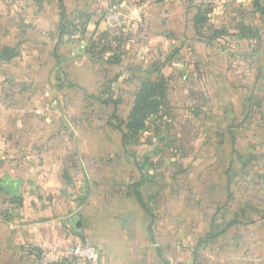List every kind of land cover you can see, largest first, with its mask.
Masks as SVG:
<instances>
[{
	"label": "crops",
	"instance_id": "obj_1",
	"mask_svg": "<svg viewBox=\"0 0 264 264\" xmlns=\"http://www.w3.org/2000/svg\"><path fill=\"white\" fill-rule=\"evenodd\" d=\"M158 1L178 9V25L155 13L157 0H0V84L18 102H0V177L20 182L19 197L0 190V264L55 263L78 241L99 248L104 264H171L167 250L180 243L191 246V264L198 253V264H264V0L239 4L238 31L211 21L226 0L209 14L201 10L206 0ZM147 16L162 23L150 28L155 38L181 42L184 31L194 54L195 121L205 136L196 129L198 152L182 170L177 161L164 168L159 140H140L137 157L125 155L120 132L87 109L84 92L98 95L109 69L119 77L107 89L122 115L130 112L133 103L124 113L125 92L113 88L124 73L120 52L119 65L98 69L87 45L117 22L128 32ZM63 19L72 26L61 37ZM200 32L225 40L209 43ZM6 49L16 54L9 61ZM14 64H25L27 74L11 79ZM63 69L67 78L59 79ZM139 77L130 83L133 101ZM142 172L150 182L135 191ZM213 229L218 237L196 251Z\"/></svg>",
	"mask_w": 264,
	"mask_h": 264
},
{
	"label": "rangeland",
	"instance_id": "obj_2",
	"mask_svg": "<svg viewBox=\"0 0 264 264\" xmlns=\"http://www.w3.org/2000/svg\"><path fill=\"white\" fill-rule=\"evenodd\" d=\"M244 1L248 0H226V4L229 2L228 6L220 9L221 14L216 18L212 17L211 21L214 23L219 22L218 24L216 23L218 26L227 23L231 24L234 29L238 28L237 30H232L238 31L242 24V16H240L242 11L241 5L239 4H242ZM157 2L159 3H153L151 5L152 8H155V13H159V15L160 13L167 16L169 15V19L172 23L178 25V22L176 21L178 17V9H173L170 4H161L162 2L158 0ZM219 3H223V1L220 0L218 3L214 4L209 0H206L204 2V8L201 10L209 14L214 11V5L218 7ZM110 7L111 8L107 6L108 9H114L113 4ZM228 11H231L233 17L232 21L229 20L231 19L230 16L225 19V13H228ZM182 12L183 9L181 8V13ZM236 12H238V14ZM150 20L151 19L147 16L145 19L142 18L134 21L133 25H135V29L133 30V26L131 25L132 28L128 32L124 31L125 28H128V25L122 21L119 23L117 22L115 26L108 27L107 33H105L104 36L101 35L95 39V41L92 40L93 38H90L91 40L88 42L87 46L88 50L91 51L92 46L106 41L109 44L105 50L107 58L114 56L116 51L120 52L123 59L122 68L124 69V73L122 78L113 86V88H115L117 95L119 94L120 89H123L125 92L124 97L127 99V105L121 107L124 113L127 112V109L130 107L129 103H132L133 101L131 92L134 90L135 86L130 83L135 80L134 78L136 76H145L146 72L150 71L151 68L156 67L160 69L158 73L151 76L156 81L165 83L166 100L158 109V114L151 119L152 121H150L148 130L142 132L137 139L147 142L150 141V139H154L163 142L161 148L158 149V154L164 153V168L168 167L171 162L173 163L174 161H177L181 163L179 168L182 170L185 165L191 162L198 152V148L195 147V142L191 143L194 139L196 129H200L201 127V138H204L205 136V131L202 126L203 123L195 121L197 104L200 102L197 97L195 104L193 102L194 94L197 93L194 88V77L192 76L190 78L192 63L194 62V54L191 47H187L190 42L186 37H183L184 31H181V42L178 40L167 41L165 39L155 38V34H153L150 28L153 25L161 29L162 23L157 19H155V21ZM182 27L183 29L185 28L184 21H181V28ZM95 29H97V27ZM218 37L219 39L225 40L221 35ZM230 40H233V38H230ZM184 63L186 64L184 65L185 67L183 66ZM14 69L15 72L12 71V68L9 69L11 79L16 78L15 75L17 72H26V65L14 64ZM25 74H27V72ZM185 75L189 76L188 83L184 79ZM191 252V246H186L181 243L167 250L171 264H191L193 260ZM71 256L72 255H70L68 251L65 256H60L62 258H56L55 260L57 262L55 263L82 264L80 260H76ZM43 263L55 264L53 261L49 260H46Z\"/></svg>",
	"mask_w": 264,
	"mask_h": 264
},
{
	"label": "trees",
	"instance_id": "obj_3",
	"mask_svg": "<svg viewBox=\"0 0 264 264\" xmlns=\"http://www.w3.org/2000/svg\"><path fill=\"white\" fill-rule=\"evenodd\" d=\"M64 18V16H62ZM196 26L198 30L203 29V24L206 22V16L205 13L199 12L196 19ZM201 25V26H200ZM72 26V23L66 22L64 19L61 22V24L58 27L59 33L61 34V37H63L70 27ZM200 28V29H199ZM28 28H26V31ZM201 38L207 40L209 43L214 41L216 39V35H219L218 32L215 33V35L212 32H206L205 35L202 34V32L199 33ZM104 46H101L100 44H96L92 46L91 51L89 53V59L98 67V69H101L102 66H114L119 65L118 58L111 57L109 59H105L104 57ZM54 56L57 60L60 59L57 53H54ZM159 68H151L150 71L146 72L145 76L139 77V86L136 90L134 96V101L132 102L133 105L130 109V112L128 115L124 116L121 113L120 110V100L114 99L113 95L111 94L110 88L114 80H116L119 77L118 73H112L109 74L110 70L105 69L103 72L105 73L103 80H101V91L98 95L90 93L85 91V97L87 102V109L90 111H93L98 114H101L105 120V127L106 128H113L116 131H119L121 134V141L123 143V149L124 153L127 156L133 155V157H137V155H134V150L136 147L139 146V135L142 132H145L148 130L151 119L158 114L159 108L164 104L166 100V86L164 82L155 81L152 79L153 74L159 72ZM100 71V70H99ZM62 76H59V79L61 77L67 78V74L65 70H62ZM72 84L69 83V86ZM108 86H110L109 89ZM8 85L6 84H0V102L3 103V105L7 107H11L13 105H17L18 102L15 100H10V94L8 93ZM11 103L13 105H11ZM108 107H111L112 111L110 114L107 112ZM87 116H85L84 122L87 121V124L93 125L94 120L90 118L87 119ZM106 118V119H105ZM205 121L208 122V116H204ZM137 135V136H136ZM143 160L139 165V168L145 167L147 164V153L143 154ZM136 160V159H135ZM136 162H138L136 160ZM149 180H147V174L146 172H142V178L141 180L134 184L132 188L137 191V189L140 190L145 184H149ZM138 193V192H137ZM139 200H141L139 196ZM224 217V216H223ZM216 230H210V232L205 235V239L201 241L198 244V248L196 251H199V248L201 246H208L210 242L218 237ZM219 233V232H218ZM157 251V249H156ZM160 251V250H159ZM195 251V252H196ZM103 255V254H102ZM200 254L198 253L197 258L195 260L194 264H198V256Z\"/></svg>",
	"mask_w": 264,
	"mask_h": 264
},
{
	"label": "built area",
	"instance_id": "obj_4",
	"mask_svg": "<svg viewBox=\"0 0 264 264\" xmlns=\"http://www.w3.org/2000/svg\"><path fill=\"white\" fill-rule=\"evenodd\" d=\"M1 181V178H0ZM71 257L80 260L82 264H103V255L99 248L76 242L69 250Z\"/></svg>",
	"mask_w": 264,
	"mask_h": 264
},
{
	"label": "water",
	"instance_id": "obj_5",
	"mask_svg": "<svg viewBox=\"0 0 264 264\" xmlns=\"http://www.w3.org/2000/svg\"><path fill=\"white\" fill-rule=\"evenodd\" d=\"M15 56L16 54L10 49H6L3 54V57L6 61L11 60ZM19 183L20 182L12 181L10 178H6L5 180L0 181V190L5 191L12 196L19 197L20 196L18 192ZM76 225H77V229H80V223L77 222Z\"/></svg>",
	"mask_w": 264,
	"mask_h": 264
}]
</instances>
